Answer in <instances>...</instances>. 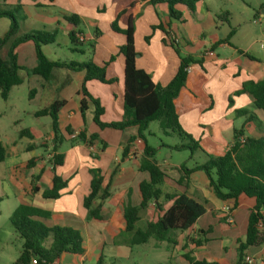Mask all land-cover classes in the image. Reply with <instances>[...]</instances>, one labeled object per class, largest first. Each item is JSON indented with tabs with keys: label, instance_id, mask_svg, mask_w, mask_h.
<instances>
[{
	"label": "crops",
	"instance_id": "0c3cea01",
	"mask_svg": "<svg viewBox=\"0 0 264 264\" xmlns=\"http://www.w3.org/2000/svg\"><path fill=\"white\" fill-rule=\"evenodd\" d=\"M2 3L11 7L20 5V8L15 11L21 16L19 33L33 29H55L57 37L60 35L68 39L67 34L72 27L63 17L70 14L77 15L81 23L75 53L82 57V60L77 62L91 59L94 63L101 65L111 55H115V59L106 66V77L116 78V81L109 84L97 80L86 82L89 93L97 98L104 108L103 121L117 120L123 112L124 59L118 54V47L124 43L125 35L112 30L111 24L116 20L118 27L124 29L131 15L134 25V45L138 53L136 66L150 74L154 83L162 85L168 83L177 70L179 56L170 46L169 39L176 43L180 55H189L195 60H200V64L190 65L185 87L175 103L181 127L199 141L202 149L209 154L222 155L233 140L234 130L240 128H243L244 136L258 138L263 135L264 112L255 108L246 93H238V91L244 82L260 81L264 78V47L260 46L262 42L258 45L257 37L249 33L240 34L238 27H232L230 22L217 21L216 15L222 12L221 6L214 7L207 0L196 2L193 11L184 6H177L182 17L180 20H170L165 3L153 5L148 0H0V4ZM1 7L7 8V6ZM20 23L24 24V28L20 27ZM159 24L169 32V37H166L160 28L152 29V26L157 27ZM81 25L86 27L88 36L83 33ZM230 28H235L234 34L228 38L227 42H219L228 36ZM94 29L100 31L97 37L94 35ZM147 36H150L148 41L145 40ZM56 41L53 44L59 48ZM50 45L42 46L43 53L50 60L65 61L58 58L55 49H52ZM91 47H93L92 54ZM15 52L19 65L27 68L36 66L32 42L19 44ZM210 52L212 55H209ZM29 78L35 85L32 88L34 92L31 100L36 101L37 105H42L41 108L54 100H64L58 112L60 132L64 140L76 142L73 136L85 127L89 133L97 132L106 142L104 149H101L99 144L92 147H87L83 143L72 145L69 157L61 152L64 154V162L56 167V173L68 179V185L60 191V197L56 199L59 202L57 207L49 210L55 216L43 220L44 224L49 227L60 225L85 229L84 237L90 244L91 242L96 244L99 240L105 243V232L111 239H116L123 233L121 230L122 206L127 202L138 205L140 202L138 185L141 181L150 179L147 171H141L138 168L144 147L142 140L136 138L129 145L127 155L121 158L124 142L129 136L137 134V127L125 130L99 129L91 121L90 104L85 111L84 123L79 109L82 98L79 91L84 78L83 71L60 68L54 70L47 80L39 75H31ZM41 108L34 111L33 116L49 118V116H36L35 113ZM238 111L254 113L256 119L246 122L245 116ZM66 127H70L73 135L66 134ZM24 129H27L31 135V138L27 137L30 142L25 147L16 148L17 140H12L9 143L10 149L7 144H3L7 155L0 163V196L2 197L0 204L13 195L18 199L15 208L20 201L32 205V199L42 198L40 193L29 195L23 190V185L29 183L32 175L40 174V186L43 181L46 185L52 177L49 151L44 156L34 154L35 141H39L38 145L44 143L48 150L51 149L50 119L46 123L38 121L37 126L31 130ZM145 134L153 133L147 129ZM28 151L31 152V157L36 156L39 159L35 166L27 170H19L14 177L12 167L24 163L17 160V154ZM199 154L197 152L193 156L199 157ZM172 157L169 152L162 161L156 159L166 174L161 185L176 184L177 193H185L197 201H206L204 214L192 227L185 231L171 232L170 238L177 242L174 246L178 251L174 252L172 257L179 259L183 264H188L182 255L190 252L196 259L216 261L217 264H235L236 239H243L245 236L249 210L255 204L254 198L241 194L235 204L233 200L217 199L209 187L207 176L202 171L190 174L185 185L178 184L177 167L180 163L172 161ZM67 161L75 165L63 175L60 169ZM89 167L101 170L103 185H108L110 191V196L105 200L109 201L110 205L104 208V201L102 206V213L106 218L100 222L87 219V212L82 204L83 197L89 191L91 179L88 173ZM160 205L162 210H165L170 202L161 199ZM15 208L8 211V218ZM0 214H2L1 209ZM158 214L159 212L150 204L140 211V219L136 226L143 228L147 222L155 220ZM209 227L211 231L205 235L207 241L196 248L190 239L196 238L198 230H206ZM129 236L131 240L132 234L130 233ZM182 246L185 248L183 249ZM97 247L96 244L95 248ZM89 254L90 251H87L86 247V253L79 257L82 260ZM246 256L252 260V264H264V244L249 247L246 250ZM17 257L16 253V259ZM63 259L61 260L63 264H71L67 261L63 262Z\"/></svg>",
	"mask_w": 264,
	"mask_h": 264
},
{
	"label": "trees",
	"instance_id": "16d2710c",
	"mask_svg": "<svg viewBox=\"0 0 264 264\" xmlns=\"http://www.w3.org/2000/svg\"><path fill=\"white\" fill-rule=\"evenodd\" d=\"M6 1V0H2ZM200 0H148L150 4L165 3L167 5L168 17L170 20H180L182 13L177 6H184L193 11L196 2ZM5 3L0 4V18H8L10 24L6 33L0 38V97L6 100L11 89L20 85L23 78L20 74L39 75L47 80L56 69L65 68L70 71H83L84 78L80 88L79 109L85 123V111L90 104L92 107L91 121L99 128H111L114 130H125L130 127H137V134L129 136L124 142L121 158H124L129 150V145L139 138L143 141L144 147L139 161V170L147 171L149 181H141L138 185L140 202L132 205L129 202L122 206V231L132 234L131 245L148 243L151 239L157 243L168 242L175 245L177 242L170 238L173 231H185L193 226L196 220L202 216L206 210V201H197L185 193H164L160 185L165 180L166 174L156 161V148L149 145L146 140V131L153 121H161L167 133L176 134L181 142L172 145L170 148L176 151L189 150L193 154L202 153L205 160L201 163L195 162L188 167L185 162L181 163L177 170L179 172L178 184L185 185L190 174L202 171L208 178L209 187L214 196L221 201L233 200L234 204L239 195L254 198L255 204L249 210L245 236L243 239H236V262L235 264H247L245 258L246 250L249 247L264 244V133L258 138L244 136L243 128L233 132V140L230 146L222 155H213L206 152L180 125L178 111L175 100L181 90L185 87L188 72L186 68L191 64H200V60L193 57L179 54L176 43L169 39L170 46L179 56L177 70L171 80L162 85L154 83L150 74L136 66L137 52L134 45V25L133 17L129 15L126 28L120 29L117 21L114 20L111 28L114 31L125 35V41L118 47V54L124 59L123 68V112L119 119L103 121L104 108L100 101L93 97L86 88V82L97 80L102 83H112L116 78L106 77V66L115 59L111 55L107 61L101 65L94 63L91 59L77 61H54L50 60L42 51V46L53 44L56 41L57 30L33 29L19 33V19L15 12L9 11ZM264 6V4H263ZM14 11L20 5L12 6ZM232 14L229 11H222L216 15L217 21L229 22ZM63 19L72 27L67 36L71 43H77V34L80 33V18L75 14L66 15ZM160 28L169 37V32L160 24L152 29ZM235 28H230L228 36L219 42H227L228 38L234 34ZM100 34L98 29H94V35ZM150 36L145 37L148 41ZM32 42L35 49L36 66L27 68L19 65L15 52L19 44ZM165 42V39H163ZM7 46L6 51H4ZM214 45L212 46V48ZM92 48L90 53L92 54ZM239 52H242L238 50ZM247 56H249L247 54ZM30 90V96L33 94ZM246 93L252 100L255 108L264 112V78L260 81L249 80L242 84L238 93ZM64 104V100H54L49 105L41 108L36 116H49L51 122V150L49 161L51 163L52 177L44 188L40 186V174L32 175L29 183L23 185V190L29 195L40 193L46 200H56L60 197V191L67 187L68 179H64L56 173V167L64 162V154L58 152L59 145L64 141V136L60 132L58 112ZM245 116L246 122L256 119L254 113L238 111ZM264 129V126H263ZM67 135H73L70 127L65 128ZM30 137L29 131L23 129L19 131L18 137ZM75 140L80 141L87 147L99 144L101 149L106 147L97 132L89 133L84 127L76 135ZM46 147V144H42ZM6 148L0 141V163L6 158ZM96 158V156H93ZM39 157H31L23 164L12 167V173L19 170L30 169L35 166ZM88 173L91 175L89 191L83 197V207L87 212V219L103 221L106 216L102 213L104 201L110 196L108 185H103V175L96 167H89ZM170 202V205L162 210L160 200ZM2 197L0 196V202ZM152 204L159 212L155 220L146 223L143 228L136 225L140 219V211ZM55 214L24 201H20L9 217L13 230L22 239L21 250L15 261L10 264H31L36 258L37 264H48L61 260L65 256H83L86 253L85 237L79 229L68 226H47L43 220L52 218ZM211 231V227L206 230H198L196 238L190 239L194 246L200 247L207 241L205 235ZM184 249L185 246H182ZM182 257L188 264H217L216 261L196 259L190 252L183 253ZM101 255L97 257L96 264H101Z\"/></svg>",
	"mask_w": 264,
	"mask_h": 264
},
{
	"label": "rangeland",
	"instance_id": "374dc122",
	"mask_svg": "<svg viewBox=\"0 0 264 264\" xmlns=\"http://www.w3.org/2000/svg\"><path fill=\"white\" fill-rule=\"evenodd\" d=\"M214 7L221 6L222 11H229L232 16L230 18V25L238 27L239 33H249L254 37H257L258 45L260 42L264 44V0H207ZM7 9L13 11V8L8 5ZM18 19L21 17L15 12ZM10 24L8 18H0V38L6 33ZM21 24V28H24V24ZM228 28V26H225ZM85 36H88L86 27L81 25ZM57 44L59 48H56V44H51V48L55 49L60 60L65 61H79L82 57L75 53L77 48L75 44L71 43L67 37L58 36ZM261 44V43H260ZM5 46L4 51H6ZM68 59V60H67ZM23 82L20 85L14 86L6 100L0 97V141L3 144H7L8 149L11 148L10 142L17 140L16 148L25 147L29 138L26 136L18 137L20 130L32 128L37 126L38 121L46 123L50 118L48 117H34L33 112L41 108L42 105H37L36 101L31 100L30 90L33 88L34 82L29 78L30 74H26L25 71L20 72ZM148 130L153 134L146 135L149 145L156 148V159L163 160L166 158L169 152L172 154V161L177 163L185 162L188 167L194 164V161L203 162L205 160L204 154L200 153L198 156L190 158L191 153L189 150L176 151L170 148L172 145L180 143V138L174 133H167L163 128L161 121H153L149 124ZM39 141H35L36 147L34 154H41L44 156L47 151V147L38 145ZM161 143L163 145L161 146ZM82 145L80 141L64 140L59 146L58 151L64 152L66 155H70L72 145ZM51 145V142H50ZM31 152H19L16 156L20 162H25L31 158ZM75 164L69 161L60 169V173L65 175L67 171L71 170ZM1 184V181H0ZM41 186L44 188L45 183L42 182ZM161 190L165 192L177 193L176 184L160 185ZM11 192V191H10ZM180 193V192H179ZM13 194V192H11ZM18 199L10 195L8 200H4L0 204L2 214H0V264H10L16 260V253L19 255L21 250L22 239L13 230L8 218V211L15 208ZM58 201L56 200H44L42 198H35L31 200V204L36 207H42L47 210H53L57 207ZM109 201H105L104 208H108ZM12 229V230H11ZM85 236V229H79ZM13 231V233L11 232ZM12 233V234H11ZM130 233H121L119 237L111 239L108 233H104L105 243H101L99 240L95 248L94 242L85 240V246L90 254L81 260L79 256H65L63 262H70L71 264H96L97 257L101 255V264H183L179 259L172 257L174 252L177 251V247L168 242L157 243L154 240H150L148 243L131 245ZM172 239V238H171ZM111 240V241H110ZM178 252V251H177Z\"/></svg>",
	"mask_w": 264,
	"mask_h": 264
},
{
	"label": "built area",
	"instance_id": "2783aa9c",
	"mask_svg": "<svg viewBox=\"0 0 264 264\" xmlns=\"http://www.w3.org/2000/svg\"><path fill=\"white\" fill-rule=\"evenodd\" d=\"M260 46H261V47H264V44L261 43ZM209 55H212V52H210ZM189 70H190V66H188V67L186 68V71H187V72H188ZM245 260H246V263H247V264H252V260H251L250 258L246 257ZM31 264H37V260H36V258H33V259H32ZM48 264H57V261H53V262L48 263Z\"/></svg>",
	"mask_w": 264,
	"mask_h": 264
}]
</instances>
